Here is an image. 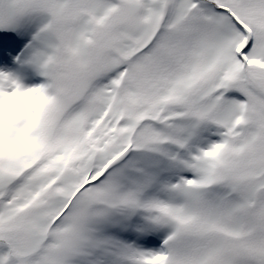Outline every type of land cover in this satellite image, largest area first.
<instances>
[{
    "label": "snow or ice",
    "instance_id": "snow-or-ice-1",
    "mask_svg": "<svg viewBox=\"0 0 264 264\" xmlns=\"http://www.w3.org/2000/svg\"><path fill=\"white\" fill-rule=\"evenodd\" d=\"M0 264H264V0H0Z\"/></svg>",
    "mask_w": 264,
    "mask_h": 264
}]
</instances>
